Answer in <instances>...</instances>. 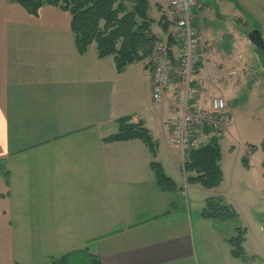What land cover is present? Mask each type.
<instances>
[{
	"label": "crops",
	"instance_id": "obj_1",
	"mask_svg": "<svg viewBox=\"0 0 264 264\" xmlns=\"http://www.w3.org/2000/svg\"><path fill=\"white\" fill-rule=\"evenodd\" d=\"M197 1L205 89L237 92L235 81L221 83L223 66L233 62L234 46L250 49L252 30L264 39V0ZM165 3L149 1L153 24L165 14ZM214 14L223 20L217 34L206 24ZM71 18L56 5L31 14L0 0V264H53L85 248L81 258L94 255L101 264H264L248 250V227L247 258H236L226 241L235 228L228 235L226 221L201 216L213 196L241 213L226 193L223 159L218 187L187 183L186 157L170 141V120L181 112L176 84L154 102L148 59L119 72L114 57H99L95 44L80 53ZM172 48L176 62L174 42ZM121 120L151 131L155 157L140 139L105 140L119 132ZM212 135L205 129L198 143ZM153 159L176 189L159 187Z\"/></svg>",
	"mask_w": 264,
	"mask_h": 264
},
{
	"label": "trees",
	"instance_id": "obj_2",
	"mask_svg": "<svg viewBox=\"0 0 264 264\" xmlns=\"http://www.w3.org/2000/svg\"><path fill=\"white\" fill-rule=\"evenodd\" d=\"M19 3L29 13L38 14L46 4L56 5L71 13V29L80 53H85L91 44L97 46L99 57L112 55L119 72L135 62L151 60L160 38L152 31L154 20L149 16L148 0H10ZM159 24L168 33L169 22L162 15ZM172 34L168 33L172 44ZM124 120V119H123ZM121 120L119 132L105 138L107 141L142 140L156 155V143L151 131L141 122ZM211 132V130H209ZM264 145V143H263ZM222 151L218 134H213L206 143L193 148L186 158L183 169L189 184H198L205 188L218 187L223 181L221 167ZM247 165V161L244 160ZM157 183L162 190L176 189V182L169 177L163 166L155 159L151 162ZM201 216L211 220H236L239 218L235 208L222 196L207 199ZM247 229L237 226L234 233L226 237L231 247V254L236 258L246 259L244 248ZM84 250L66 253L53 258V264H71L74 260H82ZM82 255V256H81ZM86 264H101L94 255L83 259Z\"/></svg>",
	"mask_w": 264,
	"mask_h": 264
},
{
	"label": "rangeland",
	"instance_id": "obj_3",
	"mask_svg": "<svg viewBox=\"0 0 264 264\" xmlns=\"http://www.w3.org/2000/svg\"><path fill=\"white\" fill-rule=\"evenodd\" d=\"M149 1L154 3L155 0ZM165 5L167 6V3ZM211 8L214 9L213 4ZM165 9L172 18V10ZM155 12L153 6L149 16L155 17ZM214 12L217 13L216 10ZM202 16L206 19L205 13ZM219 17L214 14L206 23L216 34L219 31L218 26L223 24ZM167 21L173 29L174 23ZM158 26L157 19L153 28L163 34L162 27ZM231 52L233 62L229 63V66H223L221 83L227 86L233 80L238 83L240 90L232 93L226 87L214 92L224 95L232 115L231 124L220 133L223 134L219 136V143L227 175L226 193L237 204L241 215L236 220H226L223 225L228 235L235 228V224L248 227V250L256 256L255 259L259 263L264 258V222L261 221V214H264V50L256 48L253 44L250 49L238 44ZM228 71H235L237 74L231 77L227 75ZM203 77L205 78V75ZM211 91L212 89L209 90ZM211 96L204 94L207 98ZM244 160L249 164L246 165ZM83 261L77 260L73 264H86Z\"/></svg>",
	"mask_w": 264,
	"mask_h": 264
},
{
	"label": "built area",
	"instance_id": "obj_4",
	"mask_svg": "<svg viewBox=\"0 0 264 264\" xmlns=\"http://www.w3.org/2000/svg\"><path fill=\"white\" fill-rule=\"evenodd\" d=\"M168 4L176 13L178 31L174 39L178 52L174 63L169 41L159 43L152 65V98L154 102L162 101L167 89L175 81L178 89L176 104L181 112L170 120V141L185 156H189L190 151L197 147V137L201 131L225 129L231 124L232 115L223 96L207 98L201 90L204 85L200 69L203 42L195 24L196 0H168Z\"/></svg>",
	"mask_w": 264,
	"mask_h": 264
},
{
	"label": "water",
	"instance_id": "obj_5",
	"mask_svg": "<svg viewBox=\"0 0 264 264\" xmlns=\"http://www.w3.org/2000/svg\"><path fill=\"white\" fill-rule=\"evenodd\" d=\"M249 39L258 49L264 50V40L261 36V32L256 29L249 33Z\"/></svg>",
	"mask_w": 264,
	"mask_h": 264
}]
</instances>
